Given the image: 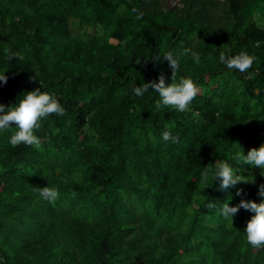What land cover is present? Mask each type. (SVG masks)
<instances>
[{
  "label": "trees",
  "instance_id": "16d2710c",
  "mask_svg": "<svg viewBox=\"0 0 264 264\" xmlns=\"http://www.w3.org/2000/svg\"><path fill=\"white\" fill-rule=\"evenodd\" d=\"M241 51L256 57L247 73L220 63ZM167 52L175 82L199 89L186 112L132 91L161 73L171 83ZM0 74L6 110L37 88L65 109L40 121L39 149L0 130V264H264L246 242L255 213L222 216L264 202V169L235 160L264 144V0H0ZM225 161L254 182L221 189Z\"/></svg>",
  "mask_w": 264,
  "mask_h": 264
},
{
  "label": "clouds",
  "instance_id": "9594fccd",
  "mask_svg": "<svg viewBox=\"0 0 264 264\" xmlns=\"http://www.w3.org/2000/svg\"><path fill=\"white\" fill-rule=\"evenodd\" d=\"M131 11L136 13L137 20L143 18V12H140L138 9L132 8ZM185 52L191 53V57L196 64L201 62V57L198 52L192 51L191 49H185ZM162 57L168 62L172 70L171 83L166 84V77L161 73L158 82L153 80L148 83H143V85L133 88L132 91L136 97H142L149 89H152L161 98L156 103L157 109L171 107L179 112H186L189 110V105L198 94L199 89L191 78L181 79L179 83L175 82V73L180 67L178 57L174 56L172 52H167ZM13 58L19 60L24 59L20 53L9 56L10 60ZM153 60L159 62L161 60V54H157ZM255 60V56L249 55L245 51H241L235 56H226L224 52H221L219 55L220 63L226 65L230 70L235 69L241 73H247L252 68ZM139 63L140 61L137 64ZM7 80L8 77L5 74H0V82L6 84ZM51 114L63 116L65 109L54 94H49L45 91L42 92L37 88L36 90L27 92L16 107H8L6 110L5 106L0 104V130H7L14 124L18 130L10 137V144L13 147L25 144L39 149L41 147V141L34 134V131L41 127L40 121ZM171 127L174 126H166V130L162 133V139L176 143L179 137L173 136ZM235 160L241 166L240 168H243L244 165H250L264 169V144L259 148L250 149L247 155L240 152L236 153ZM216 168L215 177L216 180L220 181L219 186L223 190L239 184L254 182L249 181L247 176L241 174L242 172L239 174L234 172L233 168L226 161L216 162ZM261 175L264 176L262 173ZM202 176L204 180H207V168H205ZM37 191L40 197L49 203H55L60 196L59 190L55 187L46 186L38 188ZM258 194L264 197V184L259 185ZM236 195L241 196L242 189H238ZM208 206L210 208L214 207L211 203ZM241 208L255 213L248 221L245 229L246 242L256 249L264 247V202L256 203L255 201L241 199L237 205L232 207L226 203L222 208V216L233 224V217L239 213Z\"/></svg>",
  "mask_w": 264,
  "mask_h": 264
},
{
  "label": "rangeland",
  "instance_id": "374dc122",
  "mask_svg": "<svg viewBox=\"0 0 264 264\" xmlns=\"http://www.w3.org/2000/svg\"><path fill=\"white\" fill-rule=\"evenodd\" d=\"M177 2H178V0H167V3H168L169 5L175 4V3H177Z\"/></svg>",
  "mask_w": 264,
  "mask_h": 264
}]
</instances>
